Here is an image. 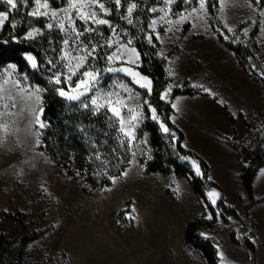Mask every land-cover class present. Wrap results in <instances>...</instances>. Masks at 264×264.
<instances>
[{
  "label": "rangeland",
  "instance_id": "obj_1",
  "mask_svg": "<svg viewBox=\"0 0 264 264\" xmlns=\"http://www.w3.org/2000/svg\"><path fill=\"white\" fill-rule=\"evenodd\" d=\"M20 1L19 22L29 27L23 35H12L11 39L22 43L40 36L48 37L44 64L38 66L32 53L23 55L30 68L54 84L60 97L77 102L85 109L108 112L115 118L130 147L131 158L124 171L106 188H94L69 174L40 149V134L44 128L40 126L44 125L41 119L43 88L31 82L26 73L19 72L16 65H5L0 70V237L10 243L5 248L0 247V264H206L201 253L186 244L185 228L194 219L210 221L212 215L208 206L194 193L189 177L179 176L172 169L166 174L147 170L154 154L172 156L202 178L200 159L177 153L176 134L166 127L162 116L150 103L149 91L122 74L132 69L123 61L122 52L128 53L127 48L133 45L127 38L123 39L129 31L108 17L113 15L125 26H132L137 0H119V4L116 0H99V3L96 0ZM55 1L57 7L53 5ZM147 1L155 2L150 7L153 14L150 20L155 17L158 23L168 12L173 18L170 23H181L184 29L196 32L195 39L202 42L197 45L199 57L174 67L170 75L172 86L182 89L188 84L201 86L205 80L203 73L209 69L211 87L193 89L205 94L210 88L222 91V95L209 98L219 102L217 105L226 121H229L225 113L228 111L243 127V134L238 132V138L236 134L224 138V144L226 147H231L230 144L238 148L248 146V132L254 134L264 126V109L258 111L254 106L250 109L242 95H225V85L230 89L232 80L237 87H257L264 94V0H203V8L201 0H143ZM0 3L6 7L0 12L8 14L0 25L1 33L17 6L12 9L5 0ZM44 4L47 7H43ZM132 5L135 7L129 13ZM93 13L106 24L96 23L91 18ZM36 20H43V25H37ZM10 26L14 29L16 22H11ZM102 27L109 29L107 35ZM29 33L33 35L29 37ZM209 34L217 43L216 53L205 47V42H210ZM251 41L257 48L251 46ZM225 44L241 46L251 54L245 59L244 56L236 58ZM29 56L36 63L35 68L27 59ZM109 56H113L111 61ZM80 58H84L83 64L77 68ZM239 59H244L243 66ZM85 71L95 74V81L85 77ZM85 79L90 84L77 89L76 85ZM60 90L67 95L84 94L70 100L61 96ZM189 104L198 109L192 100L179 99L175 103V117L187 128L189 124L178 116V110ZM146 121L158 126L161 150L151 145L149 133L143 130ZM208 121L212 124L217 119L211 116ZM263 136L261 132L258 139ZM217 138L223 142L220 135ZM181 145L195 151L207 163L208 181L217 185L204 184V195L215 210L216 220L197 231L200 237L212 241L217 264H264V223L257 222L262 208L257 203L248 211V198L240 181V162L246 156L231 147L236 152L231 150L217 157L213 155L211 144L201 143L191 134ZM248 148L253 150L254 146ZM31 154L49 171L45 185L37 184L24 172L26 164L23 162ZM63 185L71 188L75 198L65 193ZM210 193L216 195L210 196ZM220 198L225 206L235 209L238 219L222 221L216 207ZM32 233H37L38 237L25 242ZM232 233L239 244L231 241ZM244 240L254 244L253 255L244 246Z\"/></svg>",
  "mask_w": 264,
  "mask_h": 264
},
{
  "label": "trees",
  "instance_id": "obj_2",
  "mask_svg": "<svg viewBox=\"0 0 264 264\" xmlns=\"http://www.w3.org/2000/svg\"><path fill=\"white\" fill-rule=\"evenodd\" d=\"M16 2V11L10 13L9 19L0 33V37L3 38L0 41V70L5 65L12 63L16 65L19 72L26 73L31 82L33 81V83L43 88L41 119L45 126L40 134V149L72 176L83 179L94 188H106L111 184L112 179L118 177L127 167L131 158L130 147L120 132L116 119L108 112L85 109L80 107L77 102L60 97L54 84L48 82L39 76L38 72L30 68L31 66H29L23 55L32 53L38 66L44 64V52L48 46V37L47 35L40 36L30 42L22 43L11 39L12 35L18 37L23 35L29 27L24 22H19L22 4L20 0H16ZM136 2L138 8L134 12V24L132 26H125V23L119 21L113 15L108 18L113 23L119 24L120 27L122 26V28L124 27L129 31L130 34H125L123 39L127 38L136 48L140 56L138 71L141 75L150 79V103L162 116L166 127L175 132L177 137L175 149L177 153L200 159L202 178L196 177L188 170V167L179 164L172 156L165 158L154 154V159L147 164V170L166 174L172 169L177 175L190 178L194 193L202 198L208 206L212 219L210 221L194 219L189 222L185 228V242L189 248H194L201 253L206 264H217L216 249L212 241L197 234V231L203 226L211 225L216 220L215 210L207 203L204 195V184L214 187L217 185L215 182L208 181L209 167L207 163L194 152L186 150L181 145L184 135L169 121V115L171 114L170 102L163 101L161 93L170 82V78L166 73L165 59L157 56L160 44L154 36H150L149 31V22L153 16L150 7L155 2L147 1L145 3L143 0H137ZM53 5L57 7V1L53 2ZM5 8V5L0 3V10H5ZM11 22H16L14 29L10 26ZM35 23L42 26L43 20H36ZM7 29L9 32H7ZM101 30L106 35L109 33V29L106 27H102ZM252 43L251 41V46L257 48ZM225 45L234 52L236 58L244 56L245 59L247 55L251 54L247 53V49L241 46ZM244 59H239L242 66ZM194 93H198V91L190 87L185 89L174 88L171 98L177 94ZM223 109L226 111V107ZM225 113L227 119L233 123L234 118L228 111ZM238 117H240V114H238ZM143 130L149 133L151 145L161 150L162 143L158 126L151 121H146L143 124ZM261 132H264V126L258 128L254 134L248 132V141H250L248 146L238 148L236 145L230 144L232 148L238 150L240 154H244L249 160L248 164L241 168L240 181L250 203L254 202L252 199V178L258 168L264 165V136L261 137L262 139H258ZM251 144L254 146L253 150L248 148L252 146ZM216 207L224 223H227L230 218H239L235 209L225 206L221 198L216 203ZM37 237V233H32L25 239V242L34 240ZM230 238L233 243L239 244L233 233ZM9 243L10 241L0 237V247L5 248ZM243 244L253 255L255 251L254 244L248 240H244Z\"/></svg>",
  "mask_w": 264,
  "mask_h": 264
},
{
  "label": "crops",
  "instance_id": "obj_3",
  "mask_svg": "<svg viewBox=\"0 0 264 264\" xmlns=\"http://www.w3.org/2000/svg\"><path fill=\"white\" fill-rule=\"evenodd\" d=\"M172 19L173 18L170 17L167 12V15L165 14L164 17H160L158 23L157 21H155V17L149 22L150 36H154L160 44V46L158 47L159 49L157 52V56L165 59L166 73L170 78V82L166 85L161 93V99L165 102H170L171 114L169 115V121L183 133V141L191 134L199 142L211 144L212 150L214 152L213 155H216L217 157L223 156L225 155L224 153L227 154L231 150L235 151L231 147H226V145L224 144V138L232 137V135L234 134H236L237 136L238 132L240 134H243V127L239 126V119H235L233 123L226 121L224 113H222L221 109H219L217 105L219 102H214L211 100V98L217 94L222 95V91L221 93L220 91L215 92L214 89L210 88L209 92L206 94L203 92L194 94H177L171 98V93L174 88L182 89L181 86H172V79L170 77V75H172V70L175 66H177V64L182 63V61L189 60L192 57H199L200 53L199 47L197 45L202 43L201 41H199V39H195V36L198 35L196 32H192L191 29H184L181 23H177L174 21L170 23V20ZM209 36L210 42H205V47L212 49L213 52L216 53L217 43L214 39H211L210 34ZM127 49L128 53L122 52V57L123 61L130 64L132 69L130 71H122V74L130 78L132 81H135L138 87L144 88L145 90L150 92V79L146 76L141 75V73L138 71V67L140 66V56L138 51L134 46ZM220 51L221 53H224V49ZM229 58L231 59V56H229ZM231 66L232 65L230 64V67ZM133 73H135L136 75L134 76ZM210 73L211 71L209 69L206 73H203L205 80L202 81L201 86L188 84L187 87H190L192 89L202 86L207 88L211 87L209 84V81H212ZM146 81L150 83L146 84ZM231 82L232 86L230 87V89L225 85V95L228 94L232 97H234V95L237 97L242 95L250 109L253 106L257 107L258 111L264 109V94L262 90H259L257 87H237L236 83H233L232 80ZM238 82L241 85L242 81L239 80ZM244 83L246 84V82ZM141 84H146V86L141 87ZM179 99H183V101L189 102L192 100L198 105L197 107L199 110L196 107L191 106L190 104L189 106L178 110V116L180 115L183 121L188 122V128L186 126L184 127V124L177 117H175V103L176 100ZM254 101H256V106L254 105ZM230 112L231 114H233L231 108ZM211 116L217 119V121H212V124H209L208 118ZM219 135L221 136V141L223 142H220V140H218L217 137H219ZM186 150L196 153L195 151L190 149ZM237 157L239 158V155H237ZM248 162L249 160L247 157H245V159L240 162L241 165L239 167V172H241V168L246 166ZM252 199L254 200V202L250 203L248 198V211H252L253 207L257 203H259V208H262V214L260 216L257 215V222L258 224H260V222L264 223V165L258 168L252 178Z\"/></svg>",
  "mask_w": 264,
  "mask_h": 264
},
{
  "label": "snow or ice",
  "instance_id": "obj_4",
  "mask_svg": "<svg viewBox=\"0 0 264 264\" xmlns=\"http://www.w3.org/2000/svg\"><path fill=\"white\" fill-rule=\"evenodd\" d=\"M5 2H6L7 4H9V5L11 6L12 9H15L16 6H17L15 0H5ZM116 2H117V4H119V0H116ZM96 3H99V0H96ZM42 6H43V7H47V4H44V5H42ZM70 6H74V5H70ZM99 6H100L101 8H104L103 4H100ZM134 7H135V5H132V6L128 9L129 13H131L132 8H134ZM203 7H204V3H203V0H201V8H203ZM105 13L107 14V10H106V9H105ZM35 14H37V13H33V15H35ZM52 15L55 16L56 13L53 12ZM7 18H8V14H7V13L0 12V25H2V24L4 23V21H5ZM91 18L94 19L95 22L98 23V24L106 23V21H104V20L96 19L94 13L92 14ZM129 23H131V21H129ZM49 27H51V25H49ZM86 30H91V29H86ZM32 35H33L32 33H29V37H31ZM78 35H79V34H78ZM65 43H67V41H65ZM92 52H95V49H93ZM91 54H92V53L90 52L89 55H91ZM114 55H115V53L113 54V56H114ZM113 56H109V57H108L109 61H111V60L113 59ZM27 59H28L29 61L32 62V67L35 68V67H36V63H35V61L33 60V58H32L31 56H29V57H27ZM83 59H84V58H80V64L77 65V68H79V67L82 66V64H83ZM10 67L13 68V70H14V66H11V65H10ZM109 70L111 71L112 69H109ZM124 71H127V70H124ZM75 74H76L75 71H73V72H72V75H75ZM83 75H84L85 77L90 78L91 81H95V79H96L95 74H93V73H91V72H88V71H85V72L83 73ZM133 75L135 76L136 74L133 73ZM70 79H71V77H69V80H70ZM56 82L59 83V78H57ZM147 83H150V82H147V81H146V84H147ZM89 84H90V81H89L88 79H85V80H81L80 83L76 85V87H77V89H79V88H81L82 86H88ZM146 84H141L140 86H141V87H144V86H146ZM87 90H88V87H85V91H87ZM83 94H84L83 92H80V93H78V94L75 95V96H73V95H67L63 90H60V95H61V96H67V98L70 99V100H71V99H78L79 96H80V95H83ZM92 103L95 105V104H96V100H95V99L92 100ZM113 111H115V109H113ZM153 118H154V119L156 118V117H155V114H153ZM40 126H41V127H44L45 125L41 124ZM161 128H163L164 131L167 132V129L164 128V125H163V124H161ZM194 167H195V164H194ZM197 174H199V170H197ZM124 175H127V173H124ZM113 183H115V180L113 181ZM209 195H210V196H214V195H216V194H215V193H210ZM213 203H215V201H213Z\"/></svg>",
  "mask_w": 264,
  "mask_h": 264
},
{
  "label": "bare ground",
  "instance_id": "obj_5",
  "mask_svg": "<svg viewBox=\"0 0 264 264\" xmlns=\"http://www.w3.org/2000/svg\"><path fill=\"white\" fill-rule=\"evenodd\" d=\"M23 163L26 164L24 172L35 182H38L37 184L45 185L47 184L48 180V169L46 168L45 164L40 162V160L34 156V154H31L30 157L24 161ZM45 163V162H44ZM57 180L56 182H58ZM63 190L66 194L72 195V190L70 187H65L63 185ZM74 197V196H73ZM75 198V197H74Z\"/></svg>",
  "mask_w": 264,
  "mask_h": 264
}]
</instances>
